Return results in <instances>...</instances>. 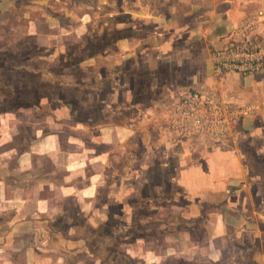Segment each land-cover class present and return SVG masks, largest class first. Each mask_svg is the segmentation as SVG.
I'll use <instances>...</instances> for the list:
<instances>
[{
  "label": "rangeland",
  "instance_id": "374dc122",
  "mask_svg": "<svg viewBox=\"0 0 264 264\" xmlns=\"http://www.w3.org/2000/svg\"><path fill=\"white\" fill-rule=\"evenodd\" d=\"M132 1L0 0V92L11 94L0 97V111L13 112L15 106L33 110L15 118L2 114L0 120L29 117L44 124L45 132L59 133L64 152L65 142H80L88 156L95 125H103L109 114L107 105L117 111L128 103L123 98L112 102L121 94L122 80L121 52L115 44L121 28L136 22ZM123 76L128 80L126 72ZM171 104L157 105L156 115H147L152 120L147 125H139L141 118L133 110L113 114L133 127L132 133L120 136L131 134L130 140L110 142L109 147L99 142L91 152L96 162L80 164L85 178L74 183L88 186L93 174L90 189L76 194L66 190L59 206L63 211L55 220L56 232L63 229L80 241L84 255L78 264H264L263 258H250L264 243H258L260 236L254 238L248 226L231 227L227 243L218 241L214 247L208 242L215 215L222 214V193L202 196L200 208V190L187 195L175 184L179 165L153 155L154 144H167L188 151L184 165H196L201 151L215 152L219 145L170 138L165 121ZM29 131L14 141H29ZM43 166L51 169L47 161ZM66 173L60 168L54 179L64 182ZM225 214L226 221L233 217L232 212Z\"/></svg>",
  "mask_w": 264,
  "mask_h": 264
},
{
  "label": "crops",
  "instance_id": "0c3cea01",
  "mask_svg": "<svg viewBox=\"0 0 264 264\" xmlns=\"http://www.w3.org/2000/svg\"><path fill=\"white\" fill-rule=\"evenodd\" d=\"M132 2L136 3L133 18L136 22L121 28V37L115 44L121 52L122 80L121 94L112 102L123 98L128 103L117 111L107 105L109 114L103 125H95L97 134L90 138L88 156L78 146L80 142H65L64 152L59 133L45 132L44 124L34 123L29 117L14 121L1 118L0 264L81 262L84 250L80 241L63 229L55 230L56 217L63 211L59 206L65 191L82 193L92 184L93 174L88 176V186H78L80 181L74 183L85 178L79 172L80 164L87 160L86 164L92 166L96 162L97 156L91 152H95L99 142L109 147L110 142L130 140L131 134L123 139L120 136L123 131L132 133L133 127L129 129L122 117L118 120L113 114L122 116L127 110H133L141 118L139 125H147L152 121L147 115H156L157 105L166 101L172 102V106L188 90H196L215 101L250 104L255 107L254 115L242 118L232 137L219 142L215 152L201 151V160L196 165L190 162L184 165L188 151L167 144H154L153 155L159 154L165 161L172 159L179 165L175 184L186 194L200 190L196 203L200 208L204 201L202 196L222 193V214L215 215L208 238L214 247L218 241L227 243L231 227L243 228L244 225L250 228L254 238L260 236L259 244L264 243V69L258 74L242 76L216 73L211 63V53L227 43L233 30L246 22L253 24L249 40L264 52V0ZM120 13L125 17L130 15L126 10ZM125 72L128 80L123 76ZM11 111H0V116L12 113L14 118L16 114L27 116L33 110L28 106H15ZM28 128L29 141L15 142L17 134ZM166 132L171 138L167 125ZM78 135L80 139L83 137ZM174 152L178 153L172 154ZM43 161L51 165L50 170L43 168ZM60 168L67 172L61 183L54 179ZM226 211L233 214L228 221ZM204 254L209 256L208 250ZM250 258L264 259V249L251 254Z\"/></svg>",
  "mask_w": 264,
  "mask_h": 264
},
{
  "label": "built area",
  "instance_id": "2783aa9c",
  "mask_svg": "<svg viewBox=\"0 0 264 264\" xmlns=\"http://www.w3.org/2000/svg\"><path fill=\"white\" fill-rule=\"evenodd\" d=\"M253 24L246 22L235 28L227 43L211 53L212 69L216 73H235L249 76L264 69L262 48L250 41ZM255 107L215 101L196 90L181 94L171 106L166 120L172 139L223 142L229 140L236 124L254 115Z\"/></svg>",
  "mask_w": 264,
  "mask_h": 264
},
{
  "label": "trees",
  "instance_id": "16d2710c",
  "mask_svg": "<svg viewBox=\"0 0 264 264\" xmlns=\"http://www.w3.org/2000/svg\"><path fill=\"white\" fill-rule=\"evenodd\" d=\"M0 97L1 98H10L11 97V94H9V93H4V92H0Z\"/></svg>",
  "mask_w": 264,
  "mask_h": 264
}]
</instances>
